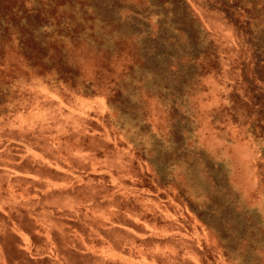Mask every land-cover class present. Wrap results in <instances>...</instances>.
Returning a JSON list of instances; mask_svg holds the SVG:
<instances>
[{
	"label": "rangeland",
	"instance_id": "obj_1",
	"mask_svg": "<svg viewBox=\"0 0 264 264\" xmlns=\"http://www.w3.org/2000/svg\"><path fill=\"white\" fill-rule=\"evenodd\" d=\"M0 264H264V0H0Z\"/></svg>",
	"mask_w": 264,
	"mask_h": 264
}]
</instances>
